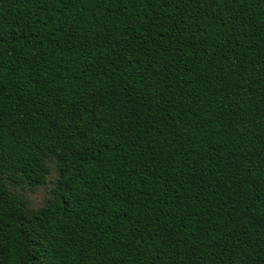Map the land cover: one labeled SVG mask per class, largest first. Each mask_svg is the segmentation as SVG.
Listing matches in <instances>:
<instances>
[{
	"label": "trees",
	"instance_id": "16d2710c",
	"mask_svg": "<svg viewBox=\"0 0 264 264\" xmlns=\"http://www.w3.org/2000/svg\"><path fill=\"white\" fill-rule=\"evenodd\" d=\"M0 264H264V0H0Z\"/></svg>",
	"mask_w": 264,
	"mask_h": 264
},
{
	"label": "rangeland",
	"instance_id": "374dc122",
	"mask_svg": "<svg viewBox=\"0 0 264 264\" xmlns=\"http://www.w3.org/2000/svg\"><path fill=\"white\" fill-rule=\"evenodd\" d=\"M50 165L51 172L48 175L46 184L38 186L35 189H31L27 186H18L15 188L17 192L24 193L34 207L44 205L52 197V189L55 186L58 173L54 163L51 162Z\"/></svg>",
	"mask_w": 264,
	"mask_h": 264
}]
</instances>
